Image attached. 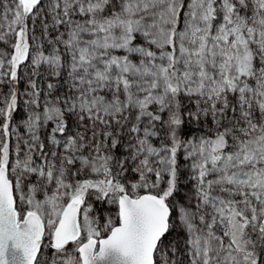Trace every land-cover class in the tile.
<instances>
[{
    "label": "snow or ice",
    "instance_id": "snow-or-ice-1",
    "mask_svg": "<svg viewBox=\"0 0 264 264\" xmlns=\"http://www.w3.org/2000/svg\"><path fill=\"white\" fill-rule=\"evenodd\" d=\"M0 264H264V0H0Z\"/></svg>",
    "mask_w": 264,
    "mask_h": 264
}]
</instances>
